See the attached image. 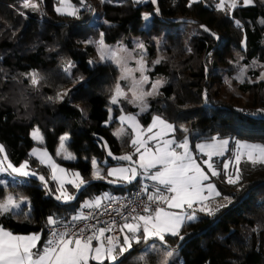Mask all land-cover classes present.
Instances as JSON below:
<instances>
[{
  "label": "trees",
  "instance_id": "1",
  "mask_svg": "<svg viewBox=\"0 0 264 264\" xmlns=\"http://www.w3.org/2000/svg\"><path fill=\"white\" fill-rule=\"evenodd\" d=\"M32 1L37 10L23 8V0H0V144L13 166L27 162L38 174L1 173L5 183L0 184V201L7 193L27 200L21 210L0 215L3 228L38 233L39 249L46 241L49 217L71 219L84 199L102 192L123 195L138 182L116 184L92 176L93 159L103 167L123 164L128 161L116 157L133 149L129 131L119 138L113 134L119 113L135 112L126 100L111 103L118 68L108 61L89 63L94 47L84 45L101 33L103 40L127 46L138 36L147 50L149 77H162L159 94L149 97L147 110L138 115L142 125L159 115L174 125L170 134L176 142L188 136L191 142L230 138L264 145V85L255 79L260 67L248 70L251 79L238 84L244 99L221 97L223 75H234L254 59L264 65V0L224 10L216 7V0H199L191 7L189 0H70L78 7L76 16L58 13L55 0ZM144 13L150 15L146 25ZM157 52L163 53L161 63H151ZM33 72L41 77L37 87L28 75ZM65 91L68 95L56 100ZM34 127L43 143L31 137ZM64 134L65 148L74 159L57 154ZM34 146L47 150L68 171L77 170L87 182L79 190L67 185L73 199L56 198L52 173L30 154ZM228 153L212 158L221 174L210 180L231 203L212 216L198 212L196 221L180 229L183 240L166 235L164 242L133 241L117 264H160L167 251L178 252L182 264H264V165L252 166L243 159L242 179L230 185L220 166Z\"/></svg>",
  "mask_w": 264,
  "mask_h": 264
},
{
  "label": "snow or ice",
  "instance_id": "2",
  "mask_svg": "<svg viewBox=\"0 0 264 264\" xmlns=\"http://www.w3.org/2000/svg\"><path fill=\"white\" fill-rule=\"evenodd\" d=\"M155 3V0H152ZM199 0H191L189 7L192 3H197ZM60 6L56 8V11L63 15L76 16L78 10L73 7L70 0H59ZM245 5H250L253 0H243ZM23 8H31L33 10L38 9V5L32 3V0H24L22 4ZM220 10L225 8V0H220V3L216 6ZM231 8H236V0H232L229 5ZM158 11V9H157ZM24 15L23 12L20 13ZM237 26H240V22L236 21ZM203 27V26H202ZM205 31H208L205 28ZM85 43H93V41H86ZM98 43V51L100 53L101 61H113L119 65L122 69V80L132 81V99L129 103L137 104L140 107L141 112L147 110L146 97H152L159 94V89L162 87L161 81H156L151 85V91H144L142 85L148 82V76L144 75L146 71L144 65V57L141 55L140 60L137 61L139 67L135 70L127 68L121 63L118 52L114 50H108L103 43V33H101V39ZM139 49L143 53L144 45L139 44ZM94 63V61H89ZM155 64L161 63L160 59H157ZM72 67L71 64L65 68V72H69ZM134 71H139L141 77L136 80ZM30 82L33 87H37L40 84L41 77L38 73L28 74ZM261 79H264L262 74ZM243 82V80H241ZM68 92H58L56 100L62 101ZM123 97L128 99L127 94L121 88L119 84L116 85L115 95L111 99L112 104L119 103V98ZM49 99H52L51 97ZM111 111V110H110ZM122 123L127 122L131 127L132 131L136 134L131 140V145L135 149L136 153L139 154V168L143 170V173L148 174V179L155 182V191L148 194L147 200L150 204L166 205L168 209H184L185 206L188 209H193L194 205L199 204V211L206 215H215L221 208L227 207V204H217L216 207H212L209 201H214L216 197H221V192L217 190L216 185L213 183H205L209 181L211 177H219L220 172L214 167L212 163L213 156L223 155L228 145V140H218L212 144H199L196 147L201 153H204L208 159L203 161V164L207 166V171L201 167V164L197 162L192 152L189 150V142L185 138L182 142L177 143L174 139L164 140L162 143L158 142L157 147L153 150L147 147L148 141L157 140L166 132L175 131L174 125L168 123L161 116L157 115L152 118V123L147 129H142L136 116L133 115H122L119 117ZM154 128H159L153 135H148L145 138V133H152ZM187 131V129H183ZM118 138L125 135V131L121 128L118 132L113 133ZM33 139H37L40 143H43V136L40 134L39 129H35L32 133ZM60 148L64 149V142L68 140V136L64 135L61 138ZM237 151L234 157L235 160V171L228 173L227 170L232 161L223 163V169L226 174V182L230 185H237L242 179V172L239 167L242 158L246 156L247 162L252 166L264 165V145L249 144L247 142L236 141ZM174 145V146H173ZM183 149L182 152H178L176 149ZM141 149H144L141 152ZM0 152H4L3 145H0ZM32 155L38 156L41 163H49L52 168V179L58 180L60 183L61 194L56 198L71 200L72 196L68 195L64 190L63 185L65 182L72 184L76 189H80L87 182L81 177L79 172L73 173V178L65 181L62 176H58L57 172L66 175L65 169L60 168L59 165L55 164L48 156L47 151H41L34 148ZM111 156L112 153L109 152ZM71 154H67L65 159H74ZM132 155L127 154L120 157H116L119 160L132 161ZM29 165L27 162L21 164L19 167L13 166L8 161V157L5 154L3 159H0V172H7L9 169L12 173H18L25 177L36 173H30L28 169ZM92 176L94 179H104L101 175V170L97 165L95 159L92 160ZM150 169H156L155 172H149ZM139 173L136 167L130 168H113L107 171V176L117 177L118 180L125 183H132ZM210 173V175H209ZM40 180H44L43 176L39 177ZM115 183L116 181H109ZM4 181L0 180V184ZM144 192H148V188L145 185L143 187ZM207 192V195H205ZM223 200L231 203V198L223 196ZM26 203V198H14L12 195H8L6 199L0 201V215L12 214L14 210H21L22 205ZM101 201L97 198L94 202H89L86 207H100ZM150 204H146L143 207V213L135 214L131 213L129 216L124 217L127 221L129 218L132 222H125L120 227V232L127 234L123 236L122 242L116 237H105L106 232L113 230L110 225L108 227L96 228L92 225L93 234L90 236L82 235L85 228L80 229L81 235H73V238H68V232H53L54 239L47 242L42 250L37 248V243L40 240L38 234L32 235H15L11 231L5 230L0 227V264H89L90 261H95L96 264H104L105 261L111 262V264H117L125 253L129 252L132 248L133 241L136 244L141 241H148L150 239H158L161 242L165 241L166 235L179 237L183 240L184 237L180 235V229L185 225L186 222H193L197 220L195 210L191 214H184L181 212H172L166 210L165 207L157 206L152 208ZM132 209V212H135ZM21 215H27L21 211ZM77 220H87L88 217L79 216L75 217ZM56 221L51 217L48 219V224H55ZM115 224V221H113ZM131 234V235H129ZM96 240L99 243L93 245V241ZM150 250H155V245L150 246ZM168 258L173 257V251H167ZM164 264H169V260L165 259Z\"/></svg>",
  "mask_w": 264,
  "mask_h": 264
},
{
  "label": "rangeland",
  "instance_id": "3",
  "mask_svg": "<svg viewBox=\"0 0 264 264\" xmlns=\"http://www.w3.org/2000/svg\"><path fill=\"white\" fill-rule=\"evenodd\" d=\"M93 3H100L101 1L103 0H92ZM191 1V0H189ZM255 0H253V3H254ZM24 2V0H23ZM232 0H225V8H231L229 7V5L231 4ZM32 3H35V1H32ZM71 3V1H70ZM220 3V0H216V6L217 4ZM23 4V3H22ZM236 4L237 5H245L243 3V0H236ZM71 5L73 7H75L77 10H78V7L74 6L72 3ZM60 6V3H59V0H55L54 2V9L56 10L57 7ZM144 18H145V25L146 23L149 21V18H150V15L147 14V13H144ZM101 39V35L96 39V40H92L93 43H91L94 47V50L93 52L91 53V56H90V61H94V62H103L100 60V53L98 51V41ZM132 45L131 46H127L125 44V42H122V41H115V42H107L105 40H103V43H104V46L106 47V49L108 50H114V51H117L118 52V55H119V58L121 60V63L126 66L127 68H130V69H137L139 67L137 61L140 60L141 58V55H143L144 57V65H145V68H146V71L144 72V75H147L148 76V82L143 84L142 85V89L144 91H151V85L153 83H155L156 81H161V83H163V80H162V77H155V78H150L149 77V70L151 69V65L148 63L149 60L147 59V50H146V47L145 45L143 44V42L140 40V38L138 36H133L132 37ZM85 44H88V43H85L84 42V45ZM139 44H143L144 45V50H143V53H141V50L139 49ZM158 51V50H157ZM163 57V53L162 52H157V54L155 55V57L151 60V63L155 62L157 59H161ZM108 62H111L112 64H114L117 68H118V76H117V82L115 83V85L113 86V94H112V97L113 95H115V88H116V85L119 84L121 86V88L124 90V92L127 94V97L128 99H124L123 97L119 98V101L120 100H126V101H129L132 99V91H130V89L132 88V81L129 79V80H122L121 79V75H122V69L119 65H117L115 62L113 61H108ZM260 67V70H259V74L258 76L255 78L257 81H260L263 83L264 85V79H261V76L262 74H264V65L260 62H258L256 59L252 60L250 63L248 64H245V65H242L238 72L235 73L234 75H223V80H224V83L225 85L223 86L222 88V91H221V97L222 98H227L230 94H235V95H240L243 99L246 97V94L245 93H242L239 88H238V84L241 83V80H243L244 78H247V79H251L250 78V74H248V70H253V69H256V68H259ZM134 76L136 78V80H139L140 77H141V74L139 71H134ZM149 97H146V100L148 99ZM112 99V98H111ZM129 103V102H128ZM134 108H135V112H120L119 115H118V122L119 124L116 126V128L113 130V133L115 132H118L121 128L124 129V131H129L131 133V140L135 137V133L132 131L131 127L129 126V124L127 122H124L122 123L119 119L120 116L122 115H133V116H136L137 120L139 121L138 119V115L139 114H142L144 112H141L140 110V107L137 106V104H134V103H130ZM148 105V103H147ZM148 108V107H147ZM154 116H157V115H154ZM153 116V117H154ZM152 117V118H153ZM152 118L150 120V122L147 124V125H142L140 123V125L142 126V129H147L151 123H152ZM169 123V122H168ZM171 124V123H170ZM35 129H38L36 127H34L32 130H31V137L33 138L32 136V133ZM160 129L159 128H154L152 133H145V138L148 136V135H153L155 134L157 131H159ZM171 132H166V134L162 135L161 137H159L157 140H151V141H148L147 143V147L149 148H152L153 150L157 147L158 145V142L162 143L164 140H171V139H174L171 134ZM66 135V134H64ZM62 135V136H64ZM61 136V137H62ZM116 136V135H115ZM117 137V136H116ZM185 138H187L188 142H189V150L192 152L193 156L195 157V155H199V160L200 162L203 164V161L204 160H207L208 157L204 154V153H201L199 151V149L196 147L197 145L199 144H212L218 140H228L229 143L228 145L226 146V150L224 151V154L223 155H227V151H229L228 153V156H226L225 158H223L220 162V166L223 168V163L224 162H227V161H232V163L229 165V168L227 170L228 173H233L235 171V160H234V157H235V154H236V151H237V144H236V141H241V142H247L249 144H257V145H262L261 143L259 142H250V141H246V140H238V139H230V138H211V139H201V140H197V141H193L191 142L190 139L188 138V136H184L181 140H178L177 143L179 142H182ZM35 141L39 142L37 139H34ZM130 140V141H131ZM65 143V142H64ZM131 143V142H130ZM60 144H61V139H60V143L57 147V154L63 158H65V156L67 154H70L66 148H65V145H64V149L61 150L60 148ZM229 144H231V146L229 147ZM1 145V144H0ZM174 146V145H173ZM36 148V149H39L41 151H45L44 148L40 147V146H34L31 150H30V154L32 155V150ZM133 148V147H132ZM178 152H182L183 149H180V148H177L176 149ZM47 151V150H46ZM144 149H141V152H143ZM48 153V156L51 157V160L55 162V164L59 165V167L63 168V166H60V164L50 155L49 152ZM127 154H131L132 155V161H128L127 163H123V164H117V165H114V166H109L108 167V170L110 169H113V168H130V167H136L138 172L139 173H142L143 170L139 168V154L136 153L135 149L133 148L132 150H130L129 152H126L120 156H123V155H127ZM5 153L4 152H0V159H3ZM72 155V154H71ZM223 155H216V156H213V158H220V157H223ZM37 160L38 162L45 166L51 173H52V168L51 166L49 165V163L45 162V163H41L40 162V159L38 158V156H35L33 155ZM118 156V157H120ZM245 159L247 160L246 156L242 158V160ZM25 163V162H24ZM213 165H214V162L212 161ZM204 165V164H203ZM215 167V166H214ZM30 173L34 172V171H31L29 169H27ZM66 172L68 174L64 175V174H61L59 172H57V175L58 176H62L63 179L65 181L69 180V179H72L73 178V173H76L78 172L77 170H67L65 168ZM107 170V171H108ZM224 170V169H223ZM156 169H150L149 172H155ZM1 173H4V172H0V175ZM36 173V172H35ZM38 174L36 173L35 176H37ZM23 176V175H22ZM29 176H32V175H29ZM137 177H142V174L141 175H138ZM2 180V179H0ZM115 180L116 184H121V183H125L123 181H120L118 180L117 177H108L107 178V181H113ZM4 183H5V180H3ZM56 182V196H59L61 194V189H60V183L58 180H55ZM69 183L65 182L64 185H63V188L64 190H66L67 194L70 195V196H73L70 194V192H68V185ZM71 186L73 187V185L71 184ZM8 195H11V193H7L5 199L7 198ZM86 202V200H85ZM227 201L223 200V196L221 198H219V201H217L216 204H225ZM15 211V210H14ZM190 214V213H189ZM195 215L197 216L198 215V211L196 210L195 211ZM167 253V252H166ZM166 253L164 254L163 258H162V261L160 264H164V260L165 259H168L169 260V264H182V259L180 258L178 252H175L173 251V257L171 258H168Z\"/></svg>",
  "mask_w": 264,
  "mask_h": 264
},
{
  "label": "built area",
  "instance_id": "4",
  "mask_svg": "<svg viewBox=\"0 0 264 264\" xmlns=\"http://www.w3.org/2000/svg\"><path fill=\"white\" fill-rule=\"evenodd\" d=\"M246 113V111H243ZM144 184L142 181H138L128 193L123 195H115L109 199H106L100 204V207H86L81 206L76 214V217L85 216L88 217L87 220H77L72 217L68 220H59L54 219L56 221L55 224H48L46 227L47 237H46V245L49 240L54 239L52 233L53 232H68L69 237L73 238L72 234L81 235L80 229L85 228V231L82 235L90 236L93 234V230L91 228L92 225L98 229L100 227H108L112 226L113 230L105 233V237L111 236L120 238L122 232H120V227L125 222H132L129 218L127 221L124 217L129 216L131 213L135 215L137 213H143V207L146 204H150L147 200V194L143 191ZM152 208L157 206L164 207L165 205H157L150 204ZM132 209H135V212H132ZM190 211V209L187 208ZM115 221V224H113ZM131 235V234H129Z\"/></svg>",
  "mask_w": 264,
  "mask_h": 264
},
{
  "label": "crops",
  "instance_id": "5",
  "mask_svg": "<svg viewBox=\"0 0 264 264\" xmlns=\"http://www.w3.org/2000/svg\"><path fill=\"white\" fill-rule=\"evenodd\" d=\"M195 159L197 160V162L198 163H200L201 164V167H203L206 171H207V166L206 165H203L197 158H196V156H195ZM98 165V164H97ZM99 166V168H100V170H101V175L102 176H104L106 179L109 177V176H107V170H108V167L109 166H107V167H103L102 165H98ZM111 166H114V165H111ZM61 168V167H60ZM64 169H65V167H64ZM65 172H66V170H65ZM92 172H93V168H92ZM143 173V172H142ZM66 174H68L67 172H66ZM209 175H210V173H209ZM148 177V174L147 173H143L142 174V177H137V178H139V180L138 181H142L143 182V184H144V186L146 185L147 186V188H148V192H146V194L148 195V194H150V193H153L154 191H155V187H156V185H155V182L154 181H152L151 179H148L147 178ZM104 178V179H105ZM205 183H213L214 184V182L212 181V180H209V181H206ZM205 195H207V192H205ZM111 197H113V195H110L108 192H102V193H100V194H97V195H95V196H93V197H90V198H86V199H84V201L82 202V204H81V206H85L87 203H89V202H94L97 198H99L100 199V201H101V203L103 202V201H105L106 199H109V198H111ZM85 200H86V202H85ZM217 201H219V197H216L215 198V200L214 201H209V203H210V205L212 206V207H216V203H217ZM26 202H27V200H26ZM26 204V203H25ZM165 208H166V210H168V211H172V212H181V211H183L184 212V214H191L194 210L196 211H198V212H200L198 209H199V207H200V205L199 204H197V205H194L193 206V209H190V211L189 210H187V207L185 206V208L182 210V209H168L167 208V206L165 205L164 206ZM76 214H77V212L74 214V216H72V217H76ZM142 214H147V213H142ZM0 227H2V226H0ZM5 230H7V231H9L8 229H6V228H4ZM13 233V232H12ZM13 234H15V233H13ZM32 234H38V233H30V234H15V235H32ZM125 234H127V230H125V232H123L122 234H121V237L119 238V240L122 242V239H123V236L125 235ZM39 235V234H38ZM40 236V235H39ZM150 240H154V238L153 239H150ZM158 240V239H157ZM159 241V240H158ZM39 242V241H38ZM99 242L98 241H96V240H94L93 241V245L95 246V245H97ZM38 244V243H37ZM45 246H47L46 245V242L42 245V247H40L39 249L40 250H42ZM90 263V262H89Z\"/></svg>",
  "mask_w": 264,
  "mask_h": 264
}]
</instances>
